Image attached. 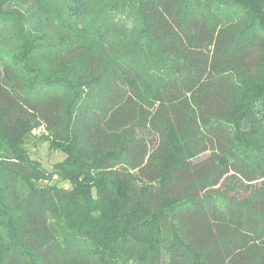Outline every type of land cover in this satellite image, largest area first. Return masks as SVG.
I'll list each match as a JSON object with an SVG mask.
<instances>
[{
    "label": "trees",
    "instance_id": "1",
    "mask_svg": "<svg viewBox=\"0 0 264 264\" xmlns=\"http://www.w3.org/2000/svg\"><path fill=\"white\" fill-rule=\"evenodd\" d=\"M0 264H264V0H0Z\"/></svg>",
    "mask_w": 264,
    "mask_h": 264
},
{
    "label": "rangeland",
    "instance_id": "2",
    "mask_svg": "<svg viewBox=\"0 0 264 264\" xmlns=\"http://www.w3.org/2000/svg\"><path fill=\"white\" fill-rule=\"evenodd\" d=\"M24 151L31 157V159L38 161L48 170L62 162L65 159V155L61 152L51 151L48 143L44 142L41 135L29 138L26 144L23 145ZM63 187L69 188L68 183H61Z\"/></svg>",
    "mask_w": 264,
    "mask_h": 264
}]
</instances>
